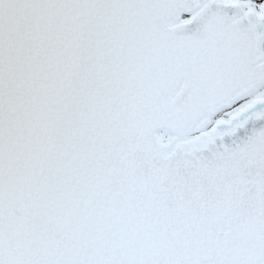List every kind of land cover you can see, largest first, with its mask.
Wrapping results in <instances>:
<instances>
[{
    "label": "snow or ice",
    "instance_id": "6c2138e0",
    "mask_svg": "<svg viewBox=\"0 0 264 264\" xmlns=\"http://www.w3.org/2000/svg\"><path fill=\"white\" fill-rule=\"evenodd\" d=\"M0 264H264V0H0Z\"/></svg>",
    "mask_w": 264,
    "mask_h": 264
}]
</instances>
